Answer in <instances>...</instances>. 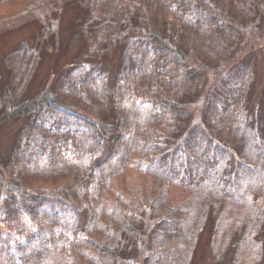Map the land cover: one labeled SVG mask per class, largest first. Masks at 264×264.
Masks as SVG:
<instances>
[{
    "label": "trees",
    "instance_id": "1",
    "mask_svg": "<svg viewBox=\"0 0 264 264\" xmlns=\"http://www.w3.org/2000/svg\"><path fill=\"white\" fill-rule=\"evenodd\" d=\"M28 23L0 53V264H193L207 226L211 264H258L264 0H25L0 34Z\"/></svg>",
    "mask_w": 264,
    "mask_h": 264
},
{
    "label": "rangeland",
    "instance_id": "2",
    "mask_svg": "<svg viewBox=\"0 0 264 264\" xmlns=\"http://www.w3.org/2000/svg\"><path fill=\"white\" fill-rule=\"evenodd\" d=\"M24 4H25V0L3 1V3L0 4V17L8 15V14H14L18 11H21V9H23ZM72 11L73 10L71 8H67L66 12H64V14L62 16V25H63L62 30H63V33L66 35H67V31H68V28L70 27V23H71V20H70L71 14L70 13H72ZM35 27L36 26H34L33 23H28V24L22 25L19 28L12 29L10 31H7L5 33L0 34V53L7 50L8 48H10L12 45H14L22 37H24L26 35L31 36V31ZM261 44H262V47L259 48L258 52H257V69H258V73L261 74V76L259 78L260 80H259L257 89H259L260 86L262 84H264V40L262 41ZM45 61L46 62H44L41 66L42 68H41L39 74L37 75L38 76L37 79H39L40 76L44 75L47 65H50L47 62V60H45ZM14 125H16V123H14ZM9 127H14V126L9 125ZM4 134H6V135L8 134V129H6V130L4 129L3 131L0 132V139L3 138ZM123 170H124V172L123 173L121 172V174L118 178L126 177L128 183L129 182H130V184L135 183V187L136 186H138V187L143 186V182L145 183V181L143 180L142 177L138 176L137 171H136L137 169L133 165L128 164ZM125 180H123V182ZM113 189H114V192H116L117 189L121 190L122 185H115L114 184V187L112 188V190ZM189 192H190L189 195L191 196L192 199H195L196 196L198 195V191H195L194 189H190ZM181 195L186 196V195H188V193H182ZM233 206H235V205H233ZM233 206H231V209H229L228 216L229 215L235 216L232 219H237L235 221L237 224L242 219V215L245 214L246 209L243 207L242 210H239V216H236ZM258 235H259V238L261 240L258 237L257 238L262 242L263 248L260 250L259 241H256L253 239H251L250 243L242 241L241 253L244 255V257L247 260H248V258H254V254H256L257 256L261 257L260 262L258 264H264V234H258ZM4 237H8V235L4 234ZM216 239H217V236L213 233L210 234L209 227L207 226L204 229V231L200 237L199 247L197 248L196 255L194 256V259L195 258L196 259L194 260L193 264H211V261L213 258L212 257L213 253H212V250L210 248V244H212V242L216 241ZM240 246H241V242H240ZM253 248H254V250H253ZM260 251H262V253ZM258 252L261 253V256Z\"/></svg>",
    "mask_w": 264,
    "mask_h": 264
}]
</instances>
